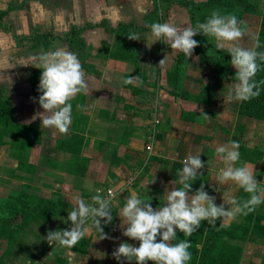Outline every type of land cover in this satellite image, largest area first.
Listing matches in <instances>:
<instances>
[{
  "label": "crops",
  "instance_id": "0c3cea01",
  "mask_svg": "<svg viewBox=\"0 0 264 264\" xmlns=\"http://www.w3.org/2000/svg\"><path fill=\"white\" fill-rule=\"evenodd\" d=\"M105 1L107 4L114 0ZM119 2L128 6L136 5L138 16L129 17V21L135 20L136 24L144 25V19L142 22L138 20L150 12L148 25L163 23L159 1L156 8L152 0H147L145 4L143 0ZM170 6L168 19L174 11L177 12ZM155 13L159 14L158 19ZM184 25L189 23L184 22ZM93 31L98 33L99 28L89 29L81 37ZM138 34L145 38V41L143 38L135 40L137 64L141 73H133L131 61L127 59L114 60L109 56L102 63L97 62L96 66L91 64L96 71L83 73L86 87L69 101L72 105V120L68 132L61 134L55 128H46L40 125L37 118L35 121L39 128H36L35 134L38 136L31 144L34 155L15 160L8 177L9 181L12 180L9 187L14 189L10 188L6 193V196L19 192L32 195L28 186L33 179L41 184L40 198H61L73 208L76 196L91 203L96 189L105 195L109 190H114L118 195L111 202L113 220L103 226V231L113 239L97 240L99 234L91 227V220L85 225L89 231L71 251L58 245H49L43 239L46 236L44 234L26 236L21 231L20 239L26 244V250L24 259L20 258L19 262L127 264L117 261L112 252L121 242L138 245V241L123 236L119 227L120 210L133 192L141 198H149L154 208L163 206L168 192L180 184L182 162L189 155L199 154L205 162V167L198 170L201 175L193 181L195 190L203 183L205 191L215 196L217 205L223 202L222 197L247 199L249 194L242 192L234 181L220 183L217 180L220 168L225 165L215 149L229 141L239 143L240 159L235 166L253 165L256 179L260 181L259 186L264 188V121L240 115V101L227 99L229 87L236 81L231 77L216 79L214 69L195 59L194 54L178 60L177 56L182 52L171 49L163 42H155L147 47L150 29ZM103 35L110 36L105 31ZM164 56L165 63L158 65ZM129 75L138 77L142 83L139 86V81L124 83ZM35 99L38 101V98ZM154 106L157 107L160 123L150 136V126H146L144 121ZM248 124L254 127V132L247 131ZM150 141L152 150L148 152L146 145ZM28 144L24 146L27 148ZM19 179L24 180L19 183ZM153 179L154 182H151ZM257 213L264 214V203L256 206L254 214ZM226 218L228 223L224 218L221 219L222 223L244 222V215H238L235 219ZM260 224L264 225V221L261 220ZM258 239H234L230 242L242 247L243 241L253 243ZM32 241L39 243L31 245Z\"/></svg>",
  "mask_w": 264,
  "mask_h": 264
},
{
  "label": "clouds",
  "instance_id": "9594fccd",
  "mask_svg": "<svg viewBox=\"0 0 264 264\" xmlns=\"http://www.w3.org/2000/svg\"><path fill=\"white\" fill-rule=\"evenodd\" d=\"M241 21L233 14H220L214 10L205 22L191 25H176L168 22H153L148 25L150 34L147 37V47L155 42H163L171 49L182 52L187 58L192 56L199 41L193 39L197 34L212 36L218 50H225L231 57V65L235 69V83L228 90L229 101H248L260 95L264 80L257 81L256 74L261 70L264 62V51H257L260 47L258 38L252 47H243L236 43L243 35ZM131 40L145 38L141 34L127 36ZM227 45V47H226ZM165 56L158 65L165 63ZM259 61V62H258ZM34 66L41 70L37 91L38 104L43 111L34 112L31 120L39 118L46 128H55L61 134H66L71 125V101L81 93L86 85L83 79L82 66L77 56L64 48L43 53L38 57ZM139 81L136 76H128L124 83L131 84ZM142 83L139 81L137 86ZM11 84V81H10ZM207 115V114H205ZM208 116V115H207ZM30 122V121H29ZM239 143L229 141L218 146L215 151L225 165L220 168L217 180L220 183L234 181L236 185L249 194L247 199H237L234 196L222 197L220 205L215 203V196L209 195L202 183L194 192L192 182L201 175L199 169L205 167L200 155H189L183 160L182 170L179 172V183L182 187L170 190L163 206L153 207L149 198H141L135 192L128 196L126 203L120 210L119 227L122 234L138 245L126 241L119 243L112 252L117 261L127 264H187L191 259V241L181 239L172 243L177 233L190 237L196 232L203 221L215 226L217 220L238 215H247L256 206L264 203V188L254 174V166H235L240 159ZM154 182V179L151 181ZM118 193L109 190L102 194L96 189L91 197V203L82 197H74L75 206L67 212V222H71L69 229H56L47 232L43 239L49 245H58L71 251L89 231L85 225L91 220V227L99 234L97 240L113 239L103 231V226L113 220L111 202ZM230 206V207H229Z\"/></svg>",
  "mask_w": 264,
  "mask_h": 264
},
{
  "label": "rangeland",
  "instance_id": "374dc122",
  "mask_svg": "<svg viewBox=\"0 0 264 264\" xmlns=\"http://www.w3.org/2000/svg\"><path fill=\"white\" fill-rule=\"evenodd\" d=\"M104 1L105 0H0V11L8 10V13L0 24V90L2 91L3 98H9L12 111L15 114L16 123L39 128V124L35 120H31V117L34 112L40 110V106L35 98H38L36 93H39V95L41 94L37 91L41 70L31 65L38 63V57L41 54L64 48L77 56L82 66V72L88 74L90 70L96 71L91 64H95L94 66H96L97 62L102 63V61L109 58L113 53L114 47L116 46L115 34L104 37V30L100 26H97V28H99V31H97L98 33L93 31L81 37L89 29L82 31L80 34L81 39L75 42V51L70 50L65 40L57 39L54 42L52 41L53 36H55V38L57 36H63V34L72 27L81 28L86 25H98L104 21L115 29L121 20L122 22L124 20V23L135 22V20L129 21V17L131 19L132 16L137 15L135 4L131 6L129 4V7L126 3L123 5L119 2L122 0H114L107 4H105L106 1ZM152 1H154V8H156L158 0ZM178 1L179 0H170L169 2H162L160 4L162 10L161 14H165L163 22L173 23L178 26L184 25V22H188L189 25H191L188 11L184 7L182 10L179 9L181 6L178 4ZM207 1L208 0H200L198 3ZM243 2L251 5V7L253 6L255 11H243L241 6L229 7L224 0H216L212 3L211 7L199 10L196 14L199 15L200 12L203 11L210 17L214 10H219L222 15L233 14L238 16V20L242 22L241 27L244 30V35L236 43H239L243 47H252L255 43L254 38H257L261 26L262 16L264 15V0H245ZM143 3H147V0H143ZM168 5H171L173 10H177V12L174 11L173 14L169 15V19L167 18ZM196 14L195 16H197ZM149 15H151L150 12L144 14L145 18L138 20V22H142L144 19V25L142 26H147L149 23L147 19ZM154 15H156L158 19L159 14L155 13ZM192 27L194 26L192 25ZM47 30H50L52 35L48 36L49 34L46 33ZM36 31L43 34L46 33V36L43 35V37H38V39L42 41V44L45 41L51 42L48 48H43L44 46L42 44L33 48L34 40L29 37ZM193 39L199 41V45L195 47L197 51L207 48L209 51L213 52L216 49V41L212 36L197 34ZM212 45H214V47ZM193 54L194 58L198 59V54L195 52H193L192 55ZM110 59L115 60L112 55ZM137 62L138 60L136 58L135 62L129 63L132 64L131 70L133 73L139 72L140 74L141 72L139 71L140 69ZM146 102H149V100L146 99ZM156 108L155 106L151 107L150 110L153 111L144 121L146 126L151 124L150 121L154 118V115L160 123L159 113ZM159 123L156 124V127ZM253 129L254 127L248 124L247 131H251L250 133H252L254 132ZM32 132L31 139H27L26 142V138L23 137V133H25L24 130H15L11 135L2 136L4 143L0 145V200L8 198L9 196H6V193L9 192L8 190L10 188V190L14 189V187H9V183L12 180L9 181L10 179H8V177L11 173L10 168L14 165L15 160L24 159L23 157L25 155H34L32 151L34 147L31 146V144H33V141L35 142L38 135L35 134V131ZM151 135L152 133L150 136ZM22 141H24L25 144L29 143L27 148L24 146L25 144L22 145V143H24ZM34 170L37 169L34 167ZM23 180L24 179H19L17 181L22 183L21 181ZM40 185L39 181L32 179L31 184L28 186L29 191L32 193L30 199L34 203L41 200L39 191L41 189ZM13 186L16 187V184L13 183ZM19 186L20 185H17V187ZM71 210L72 207H68L64 212H61L59 216L51 217L47 220L42 217L31 219L26 227H24L26 232H24V228L18 230L16 233V241L11 244V246L9 244L10 249H8L7 240L0 238V259H3L1 264H25L26 262H19L24 259V251L26 250V244L20 239L21 231H23L22 233H25L26 236H37L40 234L46 235L50 230L69 229V224L71 222L65 223V221L67 220V212ZM262 220L264 221V219ZM224 221L228 223L227 218H224ZM261 226H263L262 232L264 233V225ZM38 243V241L36 243L32 241L31 245ZM241 244L243 251L242 259L240 260L241 264H251L252 262L260 264L264 257V243L262 239L259 238L257 242L253 243L252 241L245 240Z\"/></svg>",
  "mask_w": 264,
  "mask_h": 264
},
{
  "label": "trees",
  "instance_id": "16d2710c",
  "mask_svg": "<svg viewBox=\"0 0 264 264\" xmlns=\"http://www.w3.org/2000/svg\"><path fill=\"white\" fill-rule=\"evenodd\" d=\"M159 3L169 2L170 0H158ZM216 0H208L207 2L198 3L192 0H179L178 4L181 7L186 8L188 11L192 25L195 27L197 22H205L209 17L208 14L201 11L199 15L197 11L207 9L211 7L212 3ZM229 7L241 6L243 11H255V8L249 4H246L245 0H224ZM8 13V10L0 11V24L3 18ZM195 14L198 16H195ZM165 15V14H164ZM162 16L164 19L165 16ZM226 15V14H224ZM239 19L238 16H236ZM100 26L106 33L115 34L114 51L111 54L115 59L129 60L131 62L136 61V46L135 40L128 39L127 36L132 34H138L143 30L150 29L147 26L138 25L135 22H119L117 28H112L107 22H102L98 25H86L84 27L75 28L72 27L63 36H53L52 41L57 39L65 40L70 48L75 51V42L80 38V34L85 29H93ZM52 35L50 30L46 32ZM46 33L34 32L30 39L34 40L33 48H36L42 41L38 37L46 36ZM46 38V37H45ZM260 42V47L257 51H264V15L262 16L261 26L257 35ZM51 42H43V48H48ZM193 52L198 54V59L204 65L210 66L214 69L216 79L217 77H231L235 81V69L231 65V57L226 50H218L217 48L212 52L209 49L204 48L201 51H197L195 48ZM110 55V57H111ZM184 54L181 53L178 56V60L184 58ZM259 62V61H258ZM261 63V70L256 74L255 79L257 81L264 80V62ZM2 91L0 90V145L4 142L2 136L11 135L15 130H24L23 137L31 139V132L36 131V128L31 126H24L20 123H16L15 114L12 111L9 98L2 97ZM39 97V93H36ZM238 113L242 116L252 117L264 121V85H261L260 95L248 101H240ZM24 142V141H22ZM22 143L23 144H25ZM194 182H192V191H195ZM182 187L178 185L177 188ZM242 192L243 189H242ZM69 203L61 198L57 200L42 199L37 203H34L30 199V195L25 192H19L11 194L8 198L0 200V238L5 239L8 242V249L11 244L16 241V233L21 228L26 227L31 219L42 217L44 219H50L51 217L59 216L61 212H64ZM19 219V220H18ZM264 219V214H254V211L244 215V222L241 223H221V219L217 220L215 226H210L206 221L201 223L200 228L194 232L190 237H184L182 233H177V237L171 241L177 243L181 239H187L191 241V259L187 264H239L242 247L238 244L231 243V240H243L254 239L255 237L262 238L264 243V233L262 232L263 226L260 222ZM10 244V246H9ZM7 249V252H8ZM6 252V254H7ZM3 259H0V264ZM256 264V263H251ZM260 264H264V257Z\"/></svg>",
  "mask_w": 264,
  "mask_h": 264
},
{
  "label": "built area",
  "instance_id": "2783aa9c",
  "mask_svg": "<svg viewBox=\"0 0 264 264\" xmlns=\"http://www.w3.org/2000/svg\"><path fill=\"white\" fill-rule=\"evenodd\" d=\"M151 124H149L150 126V133H153L154 128L156 127V124L159 123V121L156 119V116L154 115V118H152V120L150 121ZM146 150L148 152H151L152 150V141H150L147 145H146Z\"/></svg>",
  "mask_w": 264,
  "mask_h": 264
}]
</instances>
